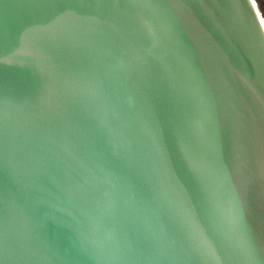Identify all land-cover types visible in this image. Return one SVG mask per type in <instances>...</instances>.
Masks as SVG:
<instances>
[{
  "label": "water",
  "instance_id": "95a60500",
  "mask_svg": "<svg viewBox=\"0 0 264 264\" xmlns=\"http://www.w3.org/2000/svg\"><path fill=\"white\" fill-rule=\"evenodd\" d=\"M0 264H264L255 0H0Z\"/></svg>",
  "mask_w": 264,
  "mask_h": 264
},
{
  "label": "rangeland",
  "instance_id": "374dc122",
  "mask_svg": "<svg viewBox=\"0 0 264 264\" xmlns=\"http://www.w3.org/2000/svg\"><path fill=\"white\" fill-rule=\"evenodd\" d=\"M257 3V6L259 8L260 14L262 15V18L264 20V0H255Z\"/></svg>",
  "mask_w": 264,
  "mask_h": 264
}]
</instances>
